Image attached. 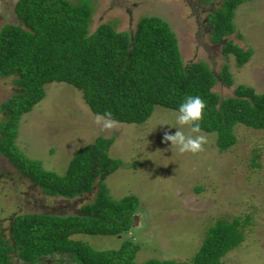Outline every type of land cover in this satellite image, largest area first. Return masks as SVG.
I'll return each mask as SVG.
<instances>
[{"label":"trees","instance_id":"1","mask_svg":"<svg viewBox=\"0 0 264 264\" xmlns=\"http://www.w3.org/2000/svg\"><path fill=\"white\" fill-rule=\"evenodd\" d=\"M199 1L218 2L205 16L210 43L233 32L232 11L244 0ZM12 12L16 24L0 26V79L9 77L13 91L0 103V156L42 195L68 200L93 194L75 214L25 212L11 217L5 235L0 227V264H221V257L242 240L237 218L215 219L184 261L148 258L136 263L138 246L129 238L107 250H94L70 238L118 236L132 225L136 198L129 194L112 200L102 182L121 164L106 154L111 139L95 137L79 147L63 173L56 175L15 148L16 122L42 98L43 85L50 82L71 86L92 114L108 110L120 123H142L155 106L178 114L185 97L200 96L206 103L202 132L213 133L216 149L223 151L234 142L235 124L264 132V92L236 85L231 96L219 98L210 89L216 80L231 83L225 66L215 76L201 61L183 65L173 33L155 16L137 18L130 34L115 31L108 23L88 32L86 0H15ZM219 51L231 54L236 66L250 54L229 40ZM54 254L66 262H42Z\"/></svg>","mask_w":264,"mask_h":264},{"label":"rangeland","instance_id":"2","mask_svg":"<svg viewBox=\"0 0 264 264\" xmlns=\"http://www.w3.org/2000/svg\"><path fill=\"white\" fill-rule=\"evenodd\" d=\"M14 1L0 0V26L16 24ZM86 4L90 8L88 32L108 23L115 31L131 34L140 16L163 20L174 35L183 65L201 61L215 76L225 66L231 83L216 80L210 89L219 98L231 96L236 85L264 92V0L238 4L231 16L233 32L214 44L208 41L205 16L218 5L216 1L201 5L197 0H86ZM227 40L241 50H250L240 66L234 64L231 54H220V46ZM11 89L9 77L0 79V103L12 94ZM95 116L79 91L62 82H50L43 85L42 98L16 122L15 148L56 175L63 173L79 147L95 137L111 139L106 154L121 164L102 182L112 200L129 194L136 198L132 225L118 236L74 234L70 238L94 250L115 249L129 238L138 246L136 263L148 258L184 261L215 219L237 218L242 222V240L221 257V264H264L262 130L235 124L231 127L234 142L223 151L216 149L214 134L206 133L208 143L202 152L182 154L163 141L165 132H188L187 126L177 124L174 111L155 106L142 123H120L111 132L102 131L94 123ZM92 194L68 200L42 195L0 156V227L4 235L15 214H75ZM60 260L66 262L54 254L42 262Z\"/></svg>","mask_w":264,"mask_h":264},{"label":"clouds","instance_id":"3","mask_svg":"<svg viewBox=\"0 0 264 264\" xmlns=\"http://www.w3.org/2000/svg\"><path fill=\"white\" fill-rule=\"evenodd\" d=\"M205 101L200 96H187L179 105L176 116L177 124L183 128L187 126L188 132L185 133L177 129L175 133L165 132L163 141L170 142L172 148L178 149L180 153H198L204 150L208 143V135L202 132L200 122L204 118ZM94 123L102 131L116 130L120 124L113 117L111 111L106 110L103 114H97Z\"/></svg>","mask_w":264,"mask_h":264},{"label":"flooded vegetation","instance_id":"4","mask_svg":"<svg viewBox=\"0 0 264 264\" xmlns=\"http://www.w3.org/2000/svg\"><path fill=\"white\" fill-rule=\"evenodd\" d=\"M197 2L199 3V4H201V5H203V3H201L199 0H197ZM208 14V13H207ZM206 14V15H207ZM205 21H206V17H205ZM207 25V24H206ZM209 31V30H208ZM211 44H214V43H211ZM5 159V158H4ZM6 160V159H5ZM8 162V161H7ZM8 164H9V162H8ZM9 167H12L10 164H9Z\"/></svg>","mask_w":264,"mask_h":264}]
</instances>
